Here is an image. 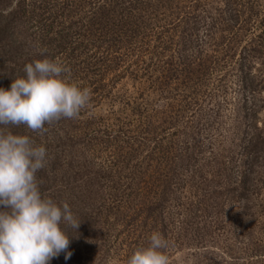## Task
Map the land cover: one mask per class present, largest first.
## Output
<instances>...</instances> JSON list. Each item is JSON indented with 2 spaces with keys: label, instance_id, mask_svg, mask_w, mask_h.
Returning <instances> with one entry per match:
<instances>
[{
  "label": "rangeland",
  "instance_id": "obj_1",
  "mask_svg": "<svg viewBox=\"0 0 264 264\" xmlns=\"http://www.w3.org/2000/svg\"><path fill=\"white\" fill-rule=\"evenodd\" d=\"M0 12L20 20L0 63L58 60L92 92L77 118L23 125L46 148L42 195L77 218L93 207L103 232L73 235L56 264H127L154 232L169 264H264V0H0Z\"/></svg>",
  "mask_w": 264,
  "mask_h": 264
},
{
  "label": "clouds",
  "instance_id": "obj_2",
  "mask_svg": "<svg viewBox=\"0 0 264 264\" xmlns=\"http://www.w3.org/2000/svg\"><path fill=\"white\" fill-rule=\"evenodd\" d=\"M68 71L48 58L26 64V77L16 78L10 90L0 88V125L40 132L45 124L77 118L92 92L70 82ZM46 155V148L28 135L0 128V264H50L61 252H67L65 259L72 255L68 233L81 221L67 202L42 195L37 173L45 167ZM168 246L154 232L127 264H169Z\"/></svg>",
  "mask_w": 264,
  "mask_h": 264
},
{
  "label": "trees",
  "instance_id": "obj_3",
  "mask_svg": "<svg viewBox=\"0 0 264 264\" xmlns=\"http://www.w3.org/2000/svg\"><path fill=\"white\" fill-rule=\"evenodd\" d=\"M0 17H2L1 12H0ZM18 21H20V20H18V18H16V12H13L11 14V18L7 22H2V23L0 22V51H5L6 54L10 51V45L15 44V46H16V43H17L16 36H17L18 31L16 32L14 25L16 23L18 25H20V23H18ZM13 57H14V55H11V59H13ZM9 58H10V56H9ZM0 65L2 68L0 70L3 71V72H0V75L3 77V79L0 80V88L10 90L11 84L16 78L26 77V72L24 73L21 68L18 70L17 73H14V70L10 69L8 66H6L4 64V62H1ZM22 68L25 71V67L22 66ZM239 71H240V69H239ZM238 74H239V77H242L243 71L241 70V72H239ZM2 127L3 128L5 127V129H4L5 131H11V132H14V134H22L23 135L24 131H25L23 125H21L19 127H15V126H2ZM45 169H46V167L39 170L37 173V180H38L39 185L41 183H46L45 185H47L49 182L52 181V178L49 176L48 172ZM77 173L79 175L81 173V171L77 172ZM82 178H84L82 180H86V181H88V179H89V177L87 175L86 176L83 175ZM89 191H90L89 189L86 190V192H89ZM81 195H82V193L80 194V196ZM83 197L84 196H82V198ZM91 204L93 206L95 203L91 201ZM155 207H159V205H155ZM92 211H93V207H92L91 212H84V211L79 212L78 219L81 221L79 227H82L85 230V232L82 231L79 234L80 230L75 229L74 231L72 230L68 233L69 240H70V244H69V247L67 249L68 252H71L73 254L74 251L76 250L77 241L75 239L78 238V240L80 242H85L86 241V239H85L86 235L87 234L92 235V234H90V230L95 226L98 227V222L95 220L96 217L94 218L91 214ZM97 218L100 219L98 214H97ZM96 233L100 234V235L103 234L102 230L99 227L97 228ZM73 235H76L75 239H74ZM61 253H64L65 255L67 254V252H61ZM58 257H55L51 260L52 264H56V262L59 260Z\"/></svg>",
  "mask_w": 264,
  "mask_h": 264
}]
</instances>
